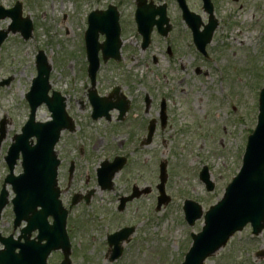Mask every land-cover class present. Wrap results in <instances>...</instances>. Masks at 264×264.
I'll return each mask as SVG.
<instances>
[{"label":"rangeland","instance_id":"obj_1","mask_svg":"<svg viewBox=\"0 0 264 264\" xmlns=\"http://www.w3.org/2000/svg\"><path fill=\"white\" fill-rule=\"evenodd\" d=\"M15 1L0 0V4L9 7ZM20 1L23 14L34 23V30L29 40L19 34L10 35L1 48L0 81L12 77L8 86L0 88V120L5 118L7 121L5 143L10 141L9 135L13 138L14 131H21L28 118L25 93L37 74L35 61L40 49L46 52L53 66V88L68 95L73 109L77 105L75 94L79 99L85 98L83 80L88 78V62L85 61L88 19L78 15L76 1ZM218 1L221 25L210 46V59L199 56L190 61L186 56L182 66L154 64L155 51L143 52L140 43L131 34L124 33L126 62H110L101 67L98 79H125L133 96L144 94L149 88L158 97L156 84L169 87L175 125L168 127L163 135L165 143H161L160 156L172 161L167 192L173 201L165 209L156 210L157 195L151 193L130 206L125 218V215H117L115 206L106 204L98 195L100 201L78 217L83 226L79 223L81 226L74 233L73 243L78 252L72 258L73 264H180L185 255L183 252L192 242L189 234L199 232L204 225L203 219L193 227L186 223L183 200L190 198L199 202L205 212L222 198L226 186L237 174L248 135L257 123L259 93L264 85V0H223L229 2L225 10V2ZM87 7L83 2L82 11ZM8 23L1 21L0 26L6 28ZM155 40L157 42L158 37ZM161 44V41L157 42L156 46ZM102 84L109 86L106 80ZM180 89H184L183 94ZM80 114L83 116L82 111ZM49 115L43 108L38 113V120H45ZM101 135V140L107 139L104 133ZM96 139L99 137H94ZM8 148L9 145H0L2 159ZM205 165L216 183L213 191H208L199 179ZM5 171L2 160L0 185ZM144 175L154 180L147 170ZM132 184L133 180H129L127 187ZM139 185H143V181ZM141 216L145 224L140 226L131 250H127L124 258L110 262L101 240L106 228L109 225L124 226L132 222L133 217L142 220ZM78 239L83 240L81 247ZM206 264H264V231L254 236L248 225Z\"/></svg>","mask_w":264,"mask_h":264},{"label":"flooded vegetation","instance_id":"obj_2","mask_svg":"<svg viewBox=\"0 0 264 264\" xmlns=\"http://www.w3.org/2000/svg\"><path fill=\"white\" fill-rule=\"evenodd\" d=\"M211 1L215 20L219 27L221 25L218 16L219 1ZM83 2L88 6L87 12L84 10L87 16L93 11L102 16L98 23L109 32L112 45L119 36L118 41L120 42L117 45L116 55L108 54V59L104 60L103 44L108 37L103 32V28L93 30L96 42L93 41L92 44L98 47V56L102 66L110 62H115V64L126 62L124 33L135 34L143 52L155 51L152 59L154 64L182 66L186 56L190 61L191 58L194 59L193 29L197 28L202 31L205 25L210 22V15L205 10L203 0H185V9L178 0H78V14L84 16ZM162 6H165L166 16L169 17V30H165L167 22L160 17ZM193 15L194 17H192ZM137 18L141 20V29H144L150 20H157V25L151 31L147 47L144 46V37L139 30L140 23ZM117 21L119 28L116 27ZM156 37H158V43L162 42L159 47L156 46ZM111 51L112 47L109 53ZM86 60L88 61L87 58ZM198 71L199 69H197V73H199ZM104 80L107 81L108 87L102 84ZM179 80L183 79H177V81ZM129 88L125 79H95L94 84L92 79H85L83 81L85 98L79 99L78 94H75L78 99L75 101V103L77 102L76 109H73L71 102L70 105L67 103L74 129L62 132L56 145V152L60 161L57 175L60 190L59 199L68 210L67 231L70 238L74 239V233L80 228L78 217H81V212L92 209L98 200L100 201L98 195L106 204L115 206L117 215H125V218L130 206L148 197L151 193L157 195L156 206L160 202L161 164L164 162L167 167H170L172 163L168 157L162 159L160 156L161 143H165L163 135L168 127L175 125V112L170 108L171 94L169 87L161 83L155 86L158 97L153 95L149 88L144 94L133 96L130 94ZM180 93L183 94L184 89H180ZM93 95L98 96L96 100L101 99L102 108L99 114L103 113L104 105L110 107L107 115L94 117ZM216 105H218L217 100ZM81 111L83 116L80 114ZM100 126L104 128V131ZM93 130L95 133H92ZM101 133H104L106 140H101V138L103 139ZM94 137H99V139L94 140ZM121 157L123 158L122 166L117 171L119 166L115 164V161ZM164 159L166 160L163 161ZM104 162L108 164L106 171L98 173V168ZM146 170L149 177L154 176V180L149 178V181L145 177ZM102 174H105V180L100 179ZM2 180L0 196L5 185V176ZM129 180H133V184L127 187ZM156 180L158 183H155ZM140 181H143L141 186L139 185ZM7 188L9 189L10 186L7 185ZM99 192L100 194H97ZM123 201L125 202L123 203ZM155 209L157 210V208ZM12 210V205L8 204L2 212L0 233L3 237H12L9 244L17 246V241L26 242L24 236L27 234L22 232V228L15 226V215ZM139 210L140 206L136 207V211ZM140 218L142 220L133 217V221L127 222L124 226L111 227L109 225L106 228L105 235L101 240L106 246L107 256H112L114 252L118 255L120 251H122V256L128 253L129 245L133 241L135 243L140 226L145 224L144 217ZM50 221H52L51 218ZM2 224H7V226ZM126 227L135 229L131 235L123 234L110 245L113 234ZM36 235V232L33 233L31 238ZM71 243L73 244L72 241ZM3 247L0 244V249ZM18 252H20L19 248L16 249V253ZM75 252L76 248L73 246L72 255ZM50 258L53 260V264H59L63 258V252L55 251Z\"/></svg>","mask_w":264,"mask_h":264},{"label":"water","instance_id":"obj_3","mask_svg":"<svg viewBox=\"0 0 264 264\" xmlns=\"http://www.w3.org/2000/svg\"><path fill=\"white\" fill-rule=\"evenodd\" d=\"M99 17L100 16H95L97 19H99ZM17 22L20 25L25 26L24 34L28 37L31 31L30 24L26 25L24 23L25 21L20 19H18ZM0 34L1 42L3 38L6 37L7 32H0ZM204 39H211V33L206 34ZM108 46L109 45L106 42L104 44V51L108 50ZM203 46L204 43L201 47L203 48ZM93 58L95 59L96 57L93 56ZM37 66L38 76L34 79V85L31 93L28 95V99L32 103L33 108L41 104V102L47 101L50 108L55 113H61L63 104L58 95L55 94L54 100L47 97V82L51 66L47 63L42 53L38 57ZM97 68L98 64L95 61L90 67V74L92 77L95 76ZM96 111H100L99 106L96 107ZM30 122L33 123V120ZM54 122H56V120ZM36 131L38 130L35 128H24V133L27 134V136L37 134L40 140H42V138L45 140L44 137L46 136V133L44 132V135H40ZM16 145L23 148L25 164L29 160L34 162V156H32V153L29 151L27 144L24 145L22 143H17ZM52 147L53 145H39V147H37V152H35V156L38 157L37 161L45 156V149L48 148L49 150H52ZM53 168L54 167H52L51 171L54 173ZM25 175L22 177L25 178ZM162 186L161 190H163ZM208 186L211 187V184L208 183ZM23 191V186H18V192ZM186 210L189 217L188 205L186 206ZM192 210H196V208H193ZM24 213L25 211H21V214ZM240 218H242V221L237 223ZM249 220L254 221L253 224L256 228V232H259L264 226V89L262 90L260 97L258 125L255 132L249 138L241 172L228 186L224 199L218 205L212 207L210 212H208L206 216L207 225L202 233L194 236V245L186 255L185 261L182 264H204V260L207 257L214 254L220 249V247L225 245L228 238L236 230L241 229ZM0 259V264H3L4 259L1 255ZM65 262L69 264V260H66Z\"/></svg>","mask_w":264,"mask_h":264}]
</instances>
